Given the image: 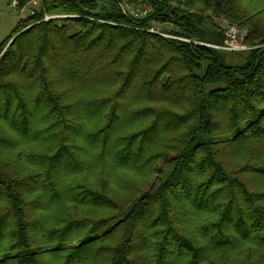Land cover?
Segmentation results:
<instances>
[{"label": "trees", "instance_id": "1", "mask_svg": "<svg viewBox=\"0 0 264 264\" xmlns=\"http://www.w3.org/2000/svg\"><path fill=\"white\" fill-rule=\"evenodd\" d=\"M103 1L0 44V264H264V0Z\"/></svg>", "mask_w": 264, "mask_h": 264}, {"label": "built area", "instance_id": "2", "mask_svg": "<svg viewBox=\"0 0 264 264\" xmlns=\"http://www.w3.org/2000/svg\"><path fill=\"white\" fill-rule=\"evenodd\" d=\"M44 0H12L11 6L15 9L23 10L33 3H42ZM118 4L119 9L126 15L132 17L135 21H142L149 18L154 12V6L151 0H113ZM34 8V7H33ZM31 8L30 13L33 14L35 9ZM77 15H48L46 14L43 20H48L51 18H61V17H73ZM90 19H95L94 17H89ZM99 20V19H98ZM102 20V19H100ZM107 23H112L110 21L102 20ZM115 24V23H114ZM162 24H154L151 26L140 27L134 26L136 29L146 30L148 32L161 35L166 38L188 40L185 37L176 35L172 32L165 31ZM225 42L223 45H213L214 47L228 50V51H240L248 49V45L245 44V39L247 36L246 30H241L238 26L234 24H229L225 28Z\"/></svg>", "mask_w": 264, "mask_h": 264}, {"label": "rangeland", "instance_id": "3", "mask_svg": "<svg viewBox=\"0 0 264 264\" xmlns=\"http://www.w3.org/2000/svg\"><path fill=\"white\" fill-rule=\"evenodd\" d=\"M11 1L12 0H0V44L3 43L10 35L13 34V31L17 27L18 21L21 18L26 17L27 15L31 14L30 13L31 8L34 7L33 9L37 10L41 6V3H33L32 5L28 6L27 8H25L23 10H19V9H15L11 6ZM102 3H103V5L104 4L109 5L110 0H105ZM48 15H50V14H48ZM218 22L222 25V27L225 30V28L227 27L226 22L225 21H219V20H218ZM161 26L165 31H168L171 28V25L169 23L162 24ZM241 30H246V29H241ZM246 54H247V52H234V53L226 52V55H227L226 56V62L231 63V64L242 63L245 59ZM0 155H1V152H0ZM2 156H4L6 159L12 160L14 162L13 157L15 158V156L12 157V155L8 151L3 152ZM16 164H18V163L16 162ZM18 165L20 166V164H18ZM122 175H123V173L120 172L119 170L114 171V173L111 176V180H112L114 186H117V184L120 182V177ZM116 188H118V187H116ZM117 193L124 194V191H122V192L119 191ZM252 260L254 261L255 259H252Z\"/></svg>", "mask_w": 264, "mask_h": 264}, {"label": "water", "instance_id": "4", "mask_svg": "<svg viewBox=\"0 0 264 264\" xmlns=\"http://www.w3.org/2000/svg\"><path fill=\"white\" fill-rule=\"evenodd\" d=\"M22 32V31H21ZM21 32L17 33L16 35H14V37H12V39L9 41L8 45L16 38V36H18ZM7 45V46H8Z\"/></svg>", "mask_w": 264, "mask_h": 264}]
</instances>
